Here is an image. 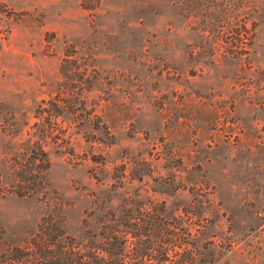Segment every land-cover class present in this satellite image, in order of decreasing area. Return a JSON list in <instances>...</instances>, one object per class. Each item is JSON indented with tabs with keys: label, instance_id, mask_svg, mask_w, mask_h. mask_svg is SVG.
Here are the masks:
<instances>
[{
	"label": "rangeland",
	"instance_id": "rangeland-1",
	"mask_svg": "<svg viewBox=\"0 0 264 264\" xmlns=\"http://www.w3.org/2000/svg\"><path fill=\"white\" fill-rule=\"evenodd\" d=\"M39 113L46 187L0 196L7 239L130 210L186 232L165 264H264V0H0V168Z\"/></svg>",
	"mask_w": 264,
	"mask_h": 264
},
{
	"label": "trees",
	"instance_id": "trees-1",
	"mask_svg": "<svg viewBox=\"0 0 264 264\" xmlns=\"http://www.w3.org/2000/svg\"><path fill=\"white\" fill-rule=\"evenodd\" d=\"M57 101L58 98L52 101V111H57ZM46 110L42 107L41 113ZM41 113L34 115L37 119L32 125L34 132L26 133L31 147L14 154L13 161H19L16 165L0 168V196L13 194L18 198H31L45 190L44 173L51 162L43 140L52 135L54 129L41 122ZM60 207L55 204L52 212L43 217L37 231L20 243L7 239L0 228V264H148L155 257L153 252L162 255L158 264H165L180 233L186 234L172 222L154 216L136 221L130 210H125L119 219H110L98 232L87 230L81 239L64 230ZM182 260L181 264L195 263L189 252Z\"/></svg>",
	"mask_w": 264,
	"mask_h": 264
}]
</instances>
